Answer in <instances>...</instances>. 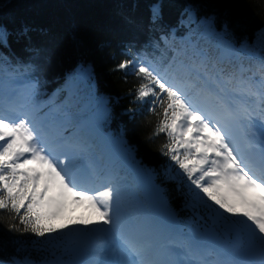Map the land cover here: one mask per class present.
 I'll use <instances>...</instances> for the list:
<instances>
[{
	"label": "snow or ice",
	"instance_id": "1",
	"mask_svg": "<svg viewBox=\"0 0 264 264\" xmlns=\"http://www.w3.org/2000/svg\"><path fill=\"white\" fill-rule=\"evenodd\" d=\"M159 16V6L153 5V21ZM200 23L211 29L214 21ZM28 33L24 28L17 36L0 24V70L11 66L13 42L28 40ZM216 35L221 45L232 46L226 25ZM260 39L264 44V31ZM30 68L25 66V73ZM114 70L139 78L130 93L133 102L148 103L153 113L157 106L162 110L153 135L166 133L168 142L161 153L174 162L163 172L138 161L134 147L122 136L114 140L126 162L147 181L161 218L175 219L163 186L175 182L184 196L183 208L202 209L239 244L209 251L191 237L179 244L163 243L158 234L125 228L120 190L112 175L94 169L81 143L38 121L18 103L15 92H0V212L18 221L8 224L9 230L44 238L82 225L101 241L86 264H264V79L256 91L245 93L244 103H238L240 93L222 86L224 81L210 85L191 66L146 63L130 49L129 58ZM260 71L264 74V57ZM31 91L39 94L36 84ZM257 120L259 127L253 131ZM236 129L243 135L237 136ZM72 206L85 208L88 215L69 216ZM213 252L214 260L208 258ZM11 264L36 262L24 258Z\"/></svg>",
	"mask_w": 264,
	"mask_h": 264
},
{
	"label": "trees",
	"instance_id": "2",
	"mask_svg": "<svg viewBox=\"0 0 264 264\" xmlns=\"http://www.w3.org/2000/svg\"><path fill=\"white\" fill-rule=\"evenodd\" d=\"M153 5L160 8L156 21L152 19ZM207 18L214 21L211 29L200 23ZM0 24L7 25L17 36L27 28L30 37L13 42L11 66L0 70V77H8L10 70L22 69L20 62L32 63L36 70L34 79L41 91L46 90L49 97L55 95L59 104L68 105L80 100L79 94L85 88L91 91L93 87L92 91L96 90L107 104L111 129L122 134L135 146L137 156L161 173L171 164L161 153L162 146L168 142L166 133L153 135L162 110L153 113L148 103L133 102L130 93L135 92L139 78L114 70L116 65L129 58V49L136 54L149 52L150 47L162 53L167 63L192 55L193 59L201 60V54L209 53L214 56L209 64L213 68L221 55L216 51L221 45L216 34L223 33L225 25L231 44L255 46V37L264 31V0H0ZM162 36L167 39L162 40ZM251 58L239 60L243 63ZM86 72L91 78L85 82L81 75ZM214 75H224L220 65ZM239 80L231 77L227 87L235 88ZM91 82L93 86L87 85ZM7 89L9 82H0V92L6 93ZM107 119L104 115L105 123ZM156 182L160 183V179ZM163 186L181 228L198 225L195 216L183 208L184 196L177 191L175 182ZM121 196V202L126 205L128 195L121 193ZM129 206L134 212L130 201ZM10 223L18 221L0 212V260L9 264L24 258L36 264L63 261L62 257L54 258L52 245L47 243L50 239L11 231L7 227ZM53 235L58 237V233ZM27 242L31 250H27Z\"/></svg>",
	"mask_w": 264,
	"mask_h": 264
},
{
	"label": "rangeland",
	"instance_id": "3",
	"mask_svg": "<svg viewBox=\"0 0 264 264\" xmlns=\"http://www.w3.org/2000/svg\"><path fill=\"white\" fill-rule=\"evenodd\" d=\"M261 34V33H260ZM260 34H258L257 36H256V38H257V41H256V46L255 47H250L249 49L251 50V51H253L254 53H256V54H261V55H263L264 56V44H262V42H261V39H260ZM42 104V102H39V101H37L36 103H35V107H39L40 105ZM37 112H39V114L41 113V111L40 110H38ZM34 116L36 115V113H35V111H32L31 112ZM45 116V117H44ZM53 117V115H52V109H49V110H47V111H45L43 114H42V117L41 118H43V120H41V121H43V122H45L46 123V121H47V117ZM40 118V119H41ZM95 120H97V119H95ZM70 213L72 214V215H74V216H77V217H79V216H81V215H85V216H87V210L85 209V208H83V207H79V206H72V210H70Z\"/></svg>",
	"mask_w": 264,
	"mask_h": 264
},
{
	"label": "bare ground",
	"instance_id": "4",
	"mask_svg": "<svg viewBox=\"0 0 264 264\" xmlns=\"http://www.w3.org/2000/svg\"><path fill=\"white\" fill-rule=\"evenodd\" d=\"M29 244H30V242H27V243H26L27 250H31V248L29 247Z\"/></svg>",
	"mask_w": 264,
	"mask_h": 264
}]
</instances>
